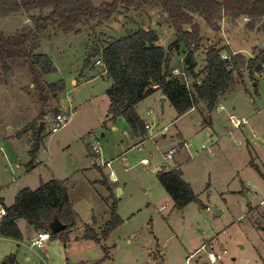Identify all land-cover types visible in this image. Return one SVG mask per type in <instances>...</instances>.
<instances>
[{
    "label": "rangeland",
    "instance_id": "rangeland-1",
    "mask_svg": "<svg viewBox=\"0 0 264 264\" xmlns=\"http://www.w3.org/2000/svg\"><path fill=\"white\" fill-rule=\"evenodd\" d=\"M92 1L98 5L110 0ZM247 19L240 16L232 21L224 16L220 30L214 32L197 17L204 40L194 54L195 71L204 65L209 39L218 42L223 55L237 50L251 57L252 47L264 42L261 32L247 26ZM29 25V14L22 10L0 12V30L6 33ZM140 25L157 29L164 47L175 38L161 9L150 4L121 9L109 20L78 25L79 30L64 33L54 27L44 31L37 52L51 58L55 71L42 74L40 81L44 85L58 80L64 83L58 98L50 95L45 106L21 58L7 60L11 67L7 73L0 66V198L10 206L21 188L34 189L40 180L50 178L64 180L75 222L65 238L51 237L41 253L30 248L31 237L38 231L20 218V245L10 246L17 262L91 264L104 256L103 246H107L109 258L104 264H263L264 70L254 80L245 70L242 81L237 80L219 97L209 115L201 102L178 116L170 101L161 100V92L155 90L136 107L144 123L151 126L140 140L122 116L114 121L106 116L109 101L105 90L110 80L92 54ZM87 55L91 56L88 63ZM171 67L192 87L196 79L186 68L183 47L172 56ZM70 107L75 113L52 131L55 113ZM41 111L44 137L29 167L34 128L21 136L15 134L27 124L41 121ZM230 115L241 122L234 126ZM94 144L99 146L100 156L93 154ZM170 149L174 153L167 159ZM106 161L110 166H102ZM157 167L180 168L196 200L183 209L174 208L156 175ZM103 179H108L111 190ZM113 199L122 222L100 242L83 238L84 225L93 215L98 220L109 219ZM210 206L219 209V214ZM2 249L0 244V264ZM209 252L220 255L216 262L209 260Z\"/></svg>",
    "mask_w": 264,
    "mask_h": 264
},
{
    "label": "trees",
    "instance_id": "trees-1",
    "mask_svg": "<svg viewBox=\"0 0 264 264\" xmlns=\"http://www.w3.org/2000/svg\"><path fill=\"white\" fill-rule=\"evenodd\" d=\"M141 4L159 7L165 22L174 28L175 38L164 47L158 43L157 29L140 25L93 51V56L101 60L103 72L110 80L105 90L109 101L106 112L109 120L114 121L122 116L132 130L142 136L147 129L136 111V106L155 90H159L170 101L178 116L197 108L201 102L209 115L215 109L219 97L237 80L242 81L245 70L251 80L263 72L264 43L261 47L254 45L251 49L252 56L246 58L241 52L232 50L223 55L218 42L209 39L204 48V65L199 71H195L194 54L203 47L204 40L197 17L214 32L220 30V22L224 16L232 21L240 16L246 17L247 26L261 32L264 42V0H110L98 5L92 0H0L1 13L22 10L29 14L30 20L29 26H23L12 33L0 30V66L7 73L11 70L7 60L12 57L21 58L27 65L41 103L45 106L50 95L58 98L64 89V83L62 80L46 85L41 83V75L55 71V67L48 55L37 52L39 36L54 27L64 33L79 30L78 25L106 21L121 9H136ZM181 47L185 52L186 68L196 79L192 87L175 75L171 67L172 56ZM89 57L91 56H86V63ZM39 116L43 120L44 112L41 111ZM32 128L34 132L29 150V167L33 166L36 152L44 137V125L40 127V121L29 123L15 134L21 136ZM156 175L172 199L174 208L183 209L196 200L197 195L183 179L180 168H158ZM102 182L111 190L106 179ZM0 208L5 210L0 219V235L7 237H21L17 225L20 218H26L36 230H47V222L56 215L65 227L57 233L50 232L51 237L63 238L75 226L68 185L66 181L56 178L40 180L35 189L21 188L10 206H6L0 198ZM109 210L110 217L101 227H97L94 216L91 223H85L83 238L100 242L122 222L116 199L109 204ZM103 250L104 256L91 264H104L109 258V249L103 246ZM2 264L18 263L9 254Z\"/></svg>",
    "mask_w": 264,
    "mask_h": 264
},
{
    "label": "built area",
    "instance_id": "built-area-1",
    "mask_svg": "<svg viewBox=\"0 0 264 264\" xmlns=\"http://www.w3.org/2000/svg\"><path fill=\"white\" fill-rule=\"evenodd\" d=\"M95 64L102 65V62L100 59H97L95 61ZM74 113H75V109H71V108L68 109V111L59 110L58 112H56L55 115L53 116L51 130L55 131L61 126L65 125L68 122L70 116L73 115ZM230 121L233 123L234 126H237L241 122L239 119L235 118L234 115H230ZM183 146L187 147L188 143L184 142ZM91 149L92 152H94L93 154L98 153V155L100 156L99 146L97 144L92 145ZM173 153H174V149L168 150L166 153V158L171 159ZM104 165L110 166V162L106 161L105 163H102V166ZM110 174L113 175V172L111 171ZM4 214H5V210L3 208H0V217H2ZM49 239H50L49 231H43V230L38 231L37 234L31 239L30 248L32 250H34V248H37L42 253L45 249L46 242ZM223 252H225V250H223ZM219 257H220L219 254H213L212 252L208 253V258L211 262H216Z\"/></svg>",
    "mask_w": 264,
    "mask_h": 264
},
{
    "label": "crops",
    "instance_id": "crops-1",
    "mask_svg": "<svg viewBox=\"0 0 264 264\" xmlns=\"http://www.w3.org/2000/svg\"><path fill=\"white\" fill-rule=\"evenodd\" d=\"M158 43L160 44V41H158ZM237 51V50H236ZM252 56V55H251ZM162 96H164L163 94H161ZM167 99V98H166ZM137 107V106H136ZM71 108V107H70ZM69 108V109H70ZM75 109V108H74ZM151 112V110L149 111V113ZM119 118V117H118ZM117 118V119H118ZM146 124V129H150L151 128V126H150V124H148V123H145ZM114 128V127H113ZM139 139L140 140H142L143 138L140 136L139 137ZM17 166H19V165H17ZM29 168V167H28ZM158 168V167H157ZM107 181H108V179H106ZM108 183H109V181H108ZM109 185H110V183H109ZM111 187V186H110ZM35 189V188H34ZM111 189H112V187H111ZM20 190V189H19ZM18 190V191H19ZM17 191V192H18ZM16 192V193H17ZM16 195V194H15ZM68 195H69V199H70V201H71V198H70V194H69V189H68ZM15 197V196H14ZM2 200H3V198H2ZM3 202H4V200H3ZM5 204V203H4ZM6 205V204H5ZM95 218H96V220H97V227H101L102 225H103V223L105 222V221H103V218H102V220L100 219V220H98V217L97 216H95V215H93ZM92 216V217H93ZM2 217H0V219H1ZM18 221H19V219L17 220V225H18ZM92 221V220H91ZM91 223V222H90ZM20 229V228H19ZM37 231H42V230H37ZM43 231H49L48 229L47 230H43ZM21 232V231H20ZM50 232V231H49ZM22 235V234H21ZM35 236V235H34ZM34 236H32L31 237V239L34 237ZM50 238H51V236H50ZM19 239H21V237L20 238H12V237H7V236H3V235H0V244L2 245V247H3V249H2V254L4 255V258L7 256V255H9V254H12L14 257H15V260L17 261V259H16V255H15V250L13 251V246H12V244L13 245H15V246H19L20 245V243H19ZM48 241V240H47ZM47 243V242H46ZM10 246H12V247H10ZM46 246V245H45ZM32 250V249H31ZM44 251H46L45 249H44ZM43 251V252H44ZM13 252H14V254H13ZM3 258V259H4ZM25 259L26 260H28L29 259V257L28 256H26L25 257ZM18 263V262H17ZM1 264H2V262H1ZM19 264V263H18Z\"/></svg>",
    "mask_w": 264,
    "mask_h": 264
},
{
    "label": "water",
    "instance_id": "water-1",
    "mask_svg": "<svg viewBox=\"0 0 264 264\" xmlns=\"http://www.w3.org/2000/svg\"><path fill=\"white\" fill-rule=\"evenodd\" d=\"M166 97L163 96L161 100H165ZM45 121L41 120L40 121V127L44 124ZM158 168H155V171H157ZM215 212V214H219L220 210L215 208L214 206H210ZM47 229L52 232V233H57L58 231L62 230L65 227V224H63L56 215L52 217L50 221L47 222L46 224Z\"/></svg>",
    "mask_w": 264,
    "mask_h": 264
}]
</instances>
